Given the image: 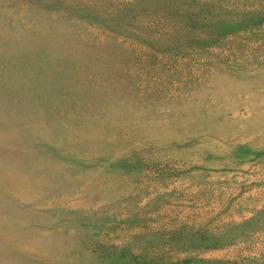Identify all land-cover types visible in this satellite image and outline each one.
<instances>
[{
	"label": "rangeland",
	"instance_id": "374dc122",
	"mask_svg": "<svg viewBox=\"0 0 264 264\" xmlns=\"http://www.w3.org/2000/svg\"><path fill=\"white\" fill-rule=\"evenodd\" d=\"M0 264H264V0H0Z\"/></svg>",
	"mask_w": 264,
	"mask_h": 264
},
{
	"label": "bare ground",
	"instance_id": "6f19581e",
	"mask_svg": "<svg viewBox=\"0 0 264 264\" xmlns=\"http://www.w3.org/2000/svg\"><path fill=\"white\" fill-rule=\"evenodd\" d=\"M67 118V117H66ZM99 151V150H98Z\"/></svg>",
	"mask_w": 264,
	"mask_h": 264
}]
</instances>
